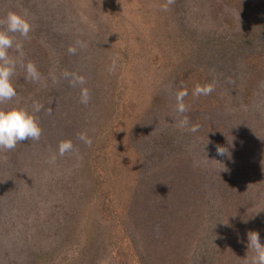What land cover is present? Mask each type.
I'll return each instance as SVG.
<instances>
[{"label": "rangeland", "instance_id": "374dc122", "mask_svg": "<svg viewBox=\"0 0 264 264\" xmlns=\"http://www.w3.org/2000/svg\"><path fill=\"white\" fill-rule=\"evenodd\" d=\"M216 1L0 0V21L9 11L29 13V37L14 34V38L23 43V61L34 62L41 73L39 82H31L18 66L13 77L18 91L15 103L29 109L34 102L43 105L36 113L42 129L40 139L26 140L11 151H0V193L5 196L2 209L9 213L6 222L12 215V222L20 231L28 225L53 226L63 216L67 218L76 197L84 206L94 196L106 200L104 195L112 201L110 206L98 207L97 201L96 209L107 218L114 216L134 181L139 161L133 152L142 146L137 137L139 130L153 128L160 122L174 123L189 112H208L206 117L222 112L215 111V102L208 101L213 93L192 95L197 84H209L213 76L220 75L219 61L210 60L214 51L204 45L218 26L221 30L216 33L221 37L214 38L233 44L234 51L238 46L242 50L234 52L237 55L229 68L240 70V80L260 75L261 64L254 48L240 45L244 28L252 21L249 9L243 7L245 2L225 0L232 4L226 7L231 11L225 18L213 8ZM250 1L260 12L264 11V0ZM213 16L219 18L215 21ZM201 30L208 33L206 37ZM35 37H44L50 44L59 42L58 48L61 54L66 53L68 62L61 59L58 63ZM71 43L77 46L75 54L68 51ZM10 54L16 55L14 51ZM77 77H83L84 84L76 83ZM257 85L259 90L249 95L246 107L249 118L240 126L241 144L252 160L264 150V142L257 138V132L264 131V74ZM84 90L93 99L92 106L80 102ZM181 90L189 93L184 98L189 110L184 114L176 111L175 94ZM12 103L6 101L4 106ZM77 112H96L101 116L102 121L96 126L101 138L93 153L84 151L73 140L81 125L75 123L71 130L68 123ZM66 140L74 147L61 156L58 146ZM89 161L92 166H88ZM251 182L261 181L255 178ZM260 188L263 191H258L264 193V183ZM22 234H9L11 243L14 245V238ZM41 240L45 242L44 238ZM36 241L39 244V239ZM116 241L110 239L107 247L117 251L116 246L120 245L118 255L126 258L127 247ZM12 249L0 256L5 264H23L32 256L26 253L25 244ZM105 250L85 255L88 262L92 261L89 264H102ZM106 264L112 263L106 260Z\"/></svg>", "mask_w": 264, "mask_h": 264}, {"label": "trees", "instance_id": "16d2710c", "mask_svg": "<svg viewBox=\"0 0 264 264\" xmlns=\"http://www.w3.org/2000/svg\"><path fill=\"white\" fill-rule=\"evenodd\" d=\"M241 2H245L243 7L249 9L252 21L243 30L245 36L240 45L254 48L261 64L260 75L257 76L256 70V78L240 80V70L229 68L237 55L234 52L242 50L237 45L234 51L233 44L214 38L221 37L216 33L221 30L218 26L204 40V45L214 51L210 60L219 61L220 73L211 78L215 90L208 101L215 102V111L222 112H212L211 118L206 117L208 112L182 115L189 118V127L198 126L197 132L179 127L180 120L139 130L137 137L142 146L133 152L139 161L134 181L111 219L96 209L97 201L98 207L110 206L112 201L107 199L108 195H104V201L94 196L84 206L80 197H76L67 218L63 216L53 226L36 228L27 224L20 231L21 228H15L12 215L6 222L9 213H3L5 196L0 193V256L13 251L12 247L17 244H25L26 253L32 256L23 264H89L92 261L88 262L85 255L103 249L106 252H103L102 264L106 260L112 264H246L254 255L247 248V233L258 231L264 243V193L260 192L264 183V150L252 160L241 144L243 133L240 131L242 121L249 118L246 108L249 95L257 94V80L264 74V9L260 12L250 0ZM231 5L217 0L213 8L220 17L226 18L231 11L226 7ZM201 32L205 37L208 34ZM36 38L42 43L39 46L45 45V52L52 54L58 63L61 59L68 62L66 53L61 54L58 48L59 42L50 44L44 37ZM87 104L92 106L93 99ZM69 121L71 130L75 123L81 125L73 140L84 151L93 153L101 138L96 128L102 121L101 116L96 112H77ZM81 133L92 140L90 147L79 139ZM257 138L264 142V131L257 132ZM218 145L229 148L231 159L217 154ZM89 165L92 166L90 161ZM255 178L262 184L251 182ZM24 195L21 198L25 199ZM21 232L13 245L9 234ZM112 238L127 247L126 258L118 255L120 245L116 246L117 251L107 247ZM5 263L0 258V264Z\"/></svg>", "mask_w": 264, "mask_h": 264}, {"label": "clouds", "instance_id": "9594fccd", "mask_svg": "<svg viewBox=\"0 0 264 264\" xmlns=\"http://www.w3.org/2000/svg\"><path fill=\"white\" fill-rule=\"evenodd\" d=\"M172 0H168L171 3ZM167 10V5L164 6ZM4 27H0V151H11L16 148L19 143L24 141H38L42 135V129L37 120L36 113H39L43 105L34 102L31 108L15 103V98L18 95L17 87L13 83V77L18 66L24 71V78L31 82H39L41 73L34 62L23 61V43L14 38V34L28 38L32 31V24L29 19V13L9 11L3 21H0ZM15 52V56L11 52ZM69 53L75 54L76 48L69 47ZM115 65H113L114 67ZM66 76L68 74H65ZM75 82L84 84L83 77L75 78ZM214 85L209 83L203 86L197 84L192 90V95L208 96L214 91ZM187 90L178 91L175 94L176 111L180 114L186 113L189 109L184 103V98L188 96ZM87 90H84L81 95V103L89 102ZM6 101H12L11 106L5 107ZM187 116H182L179 121V127L185 128L191 132H197L198 126H191ZM82 140L89 147L92 140L85 134L81 133ZM73 143L70 140L62 141L58 146L59 155L63 156L67 152L73 150ZM217 154L219 156H228L231 159V152L228 147L217 146ZM226 170V169H225ZM247 248L251 249L254 255L251 256L246 264H264V243L261 242L258 231H249L247 233Z\"/></svg>", "mask_w": 264, "mask_h": 264}]
</instances>
